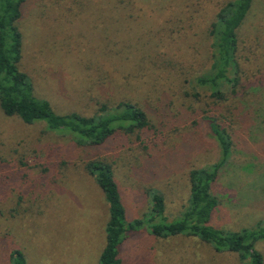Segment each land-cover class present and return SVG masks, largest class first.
<instances>
[{
	"label": "rangeland",
	"instance_id": "obj_1",
	"mask_svg": "<svg viewBox=\"0 0 264 264\" xmlns=\"http://www.w3.org/2000/svg\"><path fill=\"white\" fill-rule=\"evenodd\" d=\"M228 1L24 2L17 22L22 35L18 68L36 97L48 100L57 113L82 114L92 113L103 99L128 97L154 126L146 150L131 141L133 134H119L93 148L113 162L128 221L145 210V184L163 194L166 216H177L188 195L187 168L217 157L202 117L215 108L194 78L208 70L210 23ZM235 32L236 93L217 109L235 104L241 125L231 124L233 166L225 167L213 184L218 203L210 220L224 231L264 222V0L252 1ZM41 152L50 155L48 163L57 162L44 174L33 166L41 162ZM86 156L67 135L0 110V160L7 170H18L14 175L21 179H8L11 190L0 196V264H8L4 238L15 242L27 264L97 263L107 205L80 168ZM61 160L66 166L58 165ZM245 163L251 168H237ZM55 174L58 188L52 186ZM257 248L264 258V241ZM120 257V264H244L234 253L214 252L194 237L158 239L146 225L123 241Z\"/></svg>",
	"mask_w": 264,
	"mask_h": 264
},
{
	"label": "trees",
	"instance_id": "obj_2",
	"mask_svg": "<svg viewBox=\"0 0 264 264\" xmlns=\"http://www.w3.org/2000/svg\"><path fill=\"white\" fill-rule=\"evenodd\" d=\"M252 1L231 0L217 10L208 31L211 41L208 70L194 78L195 83L207 91L215 108L213 113L205 112L202 117L208 134L215 143L216 159L200 167L187 168L188 195L177 216L168 218L165 214L163 194L145 184L143 188L147 199L145 210L140 217L128 221L113 177V162L99 156L93 148L103 146L119 134H133L131 141H137L139 147L146 150L148 137L154 127L146 112L140 104L128 97L117 99L109 97L98 101L95 110L90 114L54 111L48 100L34 95L32 83L18 68L22 35L17 22L25 0H0V110L3 115L15 116L25 124L42 122L48 130L70 137L75 148L87 151L80 168L82 172L92 177L107 205L103 245L96 264H120L123 241L142 225H146L147 232L158 239L175 236L194 237L214 252L234 253L244 264H264L263 255L257 248L258 242L264 241L263 221L238 231H224L210 223L218 203L213 194V184L225 167L233 166L230 163L233 152L231 124L238 128L241 125L237 119L236 124L235 104H229L222 111L217 109V104H228L226 102L229 95L236 93L238 64L235 57L237 47L235 30ZM110 38L114 43L117 41L114 35ZM116 86L114 82V87ZM49 157L47 153H39L37 159H41L42 163L33 164L39 173L44 174L49 169L57 167V162L53 165L48 163ZM3 163L5 161L0 160V196H3L7 189L11 190L7 188L8 179L12 182L21 180L19 174L17 179L14 175L18 170H7V167L2 166ZM58 165L66 166V160H61ZM251 166L245 163L237 168L248 169ZM59 184L60 180L55 174L52 186L58 188ZM15 196L17 200L21 198ZM3 241L8 264H27L24 253L15 246L14 241H7L5 238Z\"/></svg>",
	"mask_w": 264,
	"mask_h": 264
}]
</instances>
